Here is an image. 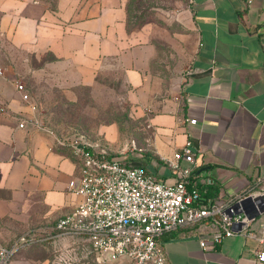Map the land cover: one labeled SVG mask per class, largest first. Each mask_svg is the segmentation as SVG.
I'll return each instance as SVG.
<instances>
[{
    "label": "crops",
    "instance_id": "0c3cea01",
    "mask_svg": "<svg viewBox=\"0 0 264 264\" xmlns=\"http://www.w3.org/2000/svg\"><path fill=\"white\" fill-rule=\"evenodd\" d=\"M130 1L0 0V53L13 64L17 53L52 55L33 73L67 88L94 86L100 73L119 67L134 112L150 114L152 149L139 155L150 157L160 179L176 181L165 159L189 138L198 149L191 186L202 200L264 190V0H157L149 18L129 29ZM16 94L0 104V242L6 245L26 234L56 233L58 219L79 201L68 188L78 173L72 149L20 127L26 107ZM263 226L264 206L250 235L204 248L194 225L163 233L159 244L168 264H264L257 254ZM35 262L19 257L12 264H42Z\"/></svg>",
    "mask_w": 264,
    "mask_h": 264
},
{
    "label": "built area",
    "instance_id": "2783aa9c",
    "mask_svg": "<svg viewBox=\"0 0 264 264\" xmlns=\"http://www.w3.org/2000/svg\"><path fill=\"white\" fill-rule=\"evenodd\" d=\"M16 90L22 101L29 100L26 86L18 79ZM72 152L78 173L68 188L79 201L58 219L56 235L83 236L114 264H168L159 237L182 227H200L204 248H214L234 235H250L251 221L263 210L264 190L256 189L236 191L221 202L204 203L199 187L191 186L198 168V149L189 138L172 159H165L175 182L162 180L128 162L127 157L110 156L86 142H73ZM36 241L26 234L9 245L0 242V264H9L21 248ZM259 241L264 245V226ZM257 254L264 262V248Z\"/></svg>",
    "mask_w": 264,
    "mask_h": 264
},
{
    "label": "rangeland",
    "instance_id": "374dc122",
    "mask_svg": "<svg viewBox=\"0 0 264 264\" xmlns=\"http://www.w3.org/2000/svg\"><path fill=\"white\" fill-rule=\"evenodd\" d=\"M55 3V0H48ZM157 0H133L130 5V29L140 26L148 17V9ZM51 6V4H49ZM16 63L0 53V104L13 94L17 96L16 81L23 83L29 100L21 122L34 131L53 136L58 143L72 149L75 141L86 142L94 149L106 151L128 160L140 162V153L152 149L154 128L150 114L134 112L128 100L124 74L119 67L108 68L98 76L94 86L66 87L49 74L34 75L33 71L52 55L37 57L29 52L17 53ZM172 74L168 67H159ZM18 97V96H17ZM37 241L21 248L9 264L17 258H33L42 264H114L105 253L93 249L89 240L78 235H56L54 231L36 236ZM14 264V263H13Z\"/></svg>",
    "mask_w": 264,
    "mask_h": 264
},
{
    "label": "trees",
    "instance_id": "16d2710c",
    "mask_svg": "<svg viewBox=\"0 0 264 264\" xmlns=\"http://www.w3.org/2000/svg\"><path fill=\"white\" fill-rule=\"evenodd\" d=\"M133 0L130 1L129 5H131ZM128 28L130 29L129 26V18H128ZM110 156H116L114 154H110ZM128 162L133 163L135 165H140L142 167H144L147 171L150 172H154L153 169L151 168V164H152V160L150 159V157H148V155H144L143 157H141V161L140 162H134L132 160H128ZM197 171H195L194 175L196 174ZM204 203H207V200L203 199Z\"/></svg>",
    "mask_w": 264,
    "mask_h": 264
}]
</instances>
